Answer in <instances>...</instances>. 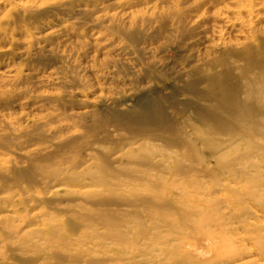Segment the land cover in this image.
I'll list each match as a JSON object with an SVG mask.
<instances>
[{"label":"rangeland","instance_id":"obj_1","mask_svg":"<svg viewBox=\"0 0 264 264\" xmlns=\"http://www.w3.org/2000/svg\"><path fill=\"white\" fill-rule=\"evenodd\" d=\"M28 1L51 25L0 43V264H264L236 219L264 237V155L239 161L263 133L234 154L202 139L235 135L210 115L222 88L243 101L250 74L264 82V15L237 19L235 0ZM247 104L264 129V101Z\"/></svg>","mask_w":264,"mask_h":264},{"label":"bare ground","instance_id":"obj_2","mask_svg":"<svg viewBox=\"0 0 264 264\" xmlns=\"http://www.w3.org/2000/svg\"><path fill=\"white\" fill-rule=\"evenodd\" d=\"M98 1L100 5H102L105 0H95L96 3H98ZM235 2L237 4V8H236L237 12L235 14L237 16V19H240V17L242 16V13L244 12L246 13L250 22L258 18L260 15H264V0H235ZM239 7L241 9H239ZM36 8L37 7H34L31 4V2H29L28 0H0V43H12V41H14L17 34L21 32H23L26 37L32 40L35 37V34L32 32V30L36 31V30H41V29L44 30V29L49 28V25L51 24H44L40 21V16H44L47 13H49V8L44 7L39 10H37ZM67 13L68 14L72 13V11L67 12ZM59 23H63V21H59ZM54 76L55 75L53 74H49L48 77L45 76L46 78L44 80H39V83H49L52 81H55L58 83L59 78L57 77L54 78ZM248 79L249 80H247V82L242 84L243 86L240 85L242 88H245L243 95H242L245 97L243 101H235L233 99V97H235L234 95H236V93H234L235 91L234 92L233 90L230 91V89H227V88L225 90L224 88L221 87L223 90H220L221 91L220 95L221 96L225 95V97L223 96L224 97L223 99L225 100V106H222L223 108L217 110L219 114H216L217 115L216 117L214 116L215 113L213 114V111L210 112L211 113L210 115L213 118V120L216 122V124L222 121V123L220 124V128L223 131L227 133L234 131L235 135L234 136H231V134L225 135V137H228V136L230 137L228 140H225V141H216L219 138L218 139L215 137L211 138L209 134L202 137V139H205V138L209 139V140H205L206 146L211 147V145L213 144V147L211 148H213L215 152H222V151L227 152L229 150V151H232V153L234 154V153L240 152L243 146L242 141H240L241 143L239 145L234 146L233 144L235 142V139H238V138L242 139L243 137L241 136H244L249 133H261L262 132L263 134L259 138V143L258 144L248 143L246 146V151H243V155L240 157L239 161L244 166L247 165V163L251 159L257 160V163H258L259 157L261 155L262 156L264 155V129L258 128L259 125H261V123L256 124L255 128H252V125L257 122L255 120L258 119L260 113L253 110L250 107V105L247 104V102H250V99L256 103H262L264 101V82L259 84V77L257 76L253 77L252 74L249 75ZM254 79L256 80L255 83H254ZM223 83H225V80ZM217 88L219 89V87H216L213 90L215 91V93H216ZM241 92L242 91H240V93ZM212 105H214V103H212ZM226 106H231V107H226ZM212 109H218V108L216 106L214 108L212 107ZM226 111L231 114H234L236 111H239V115H237L236 117L230 118ZM246 154H250V158L242 159V157ZM251 167L254 169L257 168L258 170L257 164H254ZM55 171L51 172V174H48V177L51 180H54L51 183L52 185L53 183L54 184L56 183L59 184L60 182L64 183V181H67V180H68L67 181L68 183L74 182L79 185L81 184V182L77 181L78 175L76 177H66L64 176L65 174L63 175L61 172H55ZM60 178H63V181L59 180ZM71 179H74V180H71ZM247 188L250 190L251 188H258V186H256V183L252 181L251 179V181H249L247 184ZM255 202L257 203L256 205L260 204L257 198H255ZM262 203H264V200H262ZM240 210H243V208ZM244 211L246 210L244 209ZM250 215L253 216L252 214H250V212H247L246 217L250 218L249 217ZM242 218L243 217H237L236 215V219L239 221L240 225L242 226L241 231L243 230L244 234H246V238L248 241H250L251 243H254L259 248H261L260 255L264 256V241H263L264 237L262 236L263 232L260 234V232H256L255 230H252L250 228L248 229L246 225H249V224L246 222V220L243 221L244 219L242 220ZM220 232H222V230H220ZM229 240L232 241L230 238H228V240L223 241V245L226 248L231 249L232 246ZM210 250L213 252H216L213 249V247H211ZM205 255H208V254H205Z\"/></svg>","mask_w":264,"mask_h":264}]
</instances>
